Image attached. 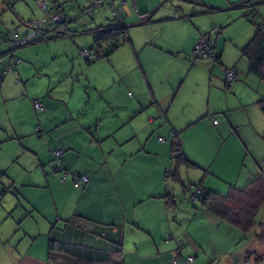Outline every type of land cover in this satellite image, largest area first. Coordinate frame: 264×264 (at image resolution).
I'll use <instances>...</instances> for the list:
<instances>
[{
    "label": "crops",
    "instance_id": "1",
    "mask_svg": "<svg viewBox=\"0 0 264 264\" xmlns=\"http://www.w3.org/2000/svg\"><path fill=\"white\" fill-rule=\"evenodd\" d=\"M21 1L23 11L18 9L19 24L16 21L13 22L14 30L26 31L28 27L25 22L31 18L43 17L44 12L40 6L41 0H30L28 5L26 0ZM61 1L71 23L81 17L84 7L92 6L98 0ZM110 1L124 9L130 5V10L137 8V3L140 1L145 7L144 10L139 7L140 17L143 13H153L154 7L151 0H137L136 3L128 1L126 4L121 2L119 5L115 0H103L92 16L104 6L112 10L111 6L107 5ZM226 2V9L217 13L223 14V19H219L214 24L217 29L223 30L220 31V39L213 42V48L216 47L214 61L199 63L188 59L193 68L198 64L209 66L211 69L209 74L219 84L224 83L225 67H237L239 77L234 83L236 93L239 94L244 81L247 83L245 84L247 88L250 86V81L255 87L250 101H240L241 107L248 108L254 105L260 110L257 101L264 95V83L249 72L248 61L244 55V49L259 30L258 25L247 16V7L237 6L242 0H226ZM251 2L258 6L262 14L259 21H264V0H251ZM6 3L10 4V7L15 6L11 0H6ZM49 6L55 10L52 2H49ZM192 9L195 12H202L201 8ZM25 11L29 13L25 14ZM112 13L113 11L111 15ZM189 13V9L183 10L180 18H186ZM92 20L95 26L89 30L94 32L97 27L104 26V23H98L95 18ZM137 24L143 23L140 21ZM71 27L73 26L70 25V29L74 34L70 37L60 36L50 41L18 48L15 54L21 61L15 66V70L8 71L4 79L0 81V185L5 189L11 188L12 185H17L16 187L23 185L19 178L4 179V175L12 168L32 170L42 167L45 174L49 176L50 173L46 168L51 166L53 151L57 149L64 150L58 160L59 164L62 163L67 170L87 173L91 180L80 188L72 186L69 193L64 195L65 200H59L57 193L63 195L64 185L61 181L62 185L58 183L61 174L54 173L51 176L54 185L49 187V180L47 181L48 188L44 187L46 197L41 204L39 197H36L37 201L35 198H29L24 190L23 193L16 191V194L19 193L17 199L3 194L0 198V264H51L47 257L51 236L59 240L82 242L108 250L115 248L112 241L121 240L123 251L126 249L129 254L128 257L124 255L126 264H228L232 253H235V243L246 242L247 235L205 206L192 203L194 207H190L188 204L190 202L180 198L183 193L192 189L189 185H184L187 180H184V184L179 181L182 175H186L188 181L196 186V190L203 187L214 191L213 189L219 187L209 177L215 165L214 159L221 154L226 165L232 162L231 157L226 153H219V155L215 153L208 158L206 157L209 151L195 154L192 143L201 141L198 134L192 137V142L188 140L187 143L182 137L181 129L197 128L196 124L206 118L207 114L185 116L191 120L186 122L183 120V128H181L169 117V111L175 102L168 106V112L165 109L172 93L167 92L165 97L157 93L159 84L164 83V76L160 78L157 72H153L149 62L146 61L140 69L147 83L138 85L143 87L141 94L136 88L133 90L134 87L127 81V73L123 69H118L114 64L110 65L115 69L111 84L102 91L94 87V90L102 95V98H97L98 105H102L103 111L111 112L113 116H116L113 117V121L117 120L121 123L125 119L117 118V110L124 104L125 99L133 101L132 104L127 103V108L134 110L128 114V121L132 120L135 114L148 110L145 113L146 116L139 119L146 121V125L140 126L141 123L138 121L137 126L134 124L129 127L130 136L128 138L125 136L126 139H134L138 143L139 151L135 150L134 153L120 156L125 152L128 141L115 136L117 122L114 121L112 128L102 130L103 125L97 124L101 116L92 120L83 118L87 109L86 107L84 111L81 108L84 102L83 94L76 93V85L73 89L66 85L67 81L76 84L75 77L78 76L79 71L83 73L84 68L89 67L86 64L90 62L82 59V50L92 48L87 45L88 40L83 41L80 36L77 38L79 34H82L80 30L76 26ZM205 39L207 35H201V38L196 40L193 44L194 52L196 44ZM7 50V43L0 41V56ZM182 54L184 55L183 52ZM162 69L163 75L168 72L165 77L171 79L175 76L168 68L162 66ZM32 80L34 83L31 82ZM89 84L92 85L90 80ZM183 84L184 81L178 88L175 99L181 93ZM147 86L152 96L145 91ZM229 88L228 94L232 90V87ZM37 98L42 100L43 109L34 108L33 102ZM187 106L190 107V104ZM154 110L158 111V116L152 113ZM165 112L167 113L166 125H164ZM162 113L164 114L161 121L163 129L177 131V140L181 142L185 155L198 165V167H189L187 164H182L187 167L186 174L182 169L181 171L179 169V174H175L174 171V191L169 190L166 182V174L171 172L173 167V164L170 165L172 149H168V144L159 139H155L157 148L151 147V139L155 137L154 133L159 127L156 119ZM197 117H200L198 122ZM39 125L43 129V135H38L36 132ZM211 125L217 124L211 123ZM232 127L234 128V125ZM215 129L222 138L220 129L218 127ZM238 136L236 143L237 141L250 143L255 139L264 140V125L262 130L256 131V134L247 132ZM188 146L192 147L194 154ZM250 149L248 146L238 144L239 155L244 151L249 153ZM254 152L256 153V150ZM134 157L136 158L134 163L126 167L127 160H132ZM262 171L264 170L256 163L251 174L247 172L242 175L243 171L237 174L236 181L233 177L225 180L228 177L217 169L214 173L230 185L234 182L237 185L243 183L246 185L262 174ZM71 175L69 180L72 179ZM68 181L65 183L69 184L70 181ZM198 185L202 186L198 187ZM170 186L172 188V180ZM177 200L180 205L176 202ZM20 207L23 208L22 213ZM79 215L94 221V224L87 219L78 220L75 226L67 224V221ZM16 220V232L12 233V222ZM85 226H90L91 232L86 231ZM18 231L20 233L15 238ZM217 234H221V238ZM127 235L136 237L134 245L127 244ZM225 235L229 236L227 240L231 243L230 248L228 245L224 247L222 243ZM42 237L49 239L41 240ZM245 242H243L244 246L242 243L237 251L241 250L246 255L249 250ZM181 243L184 246L182 249H180ZM180 251L181 256L187 258L193 256L195 259L192 262L184 259L177 261ZM219 259H221L220 262H218Z\"/></svg>",
    "mask_w": 264,
    "mask_h": 264
},
{
    "label": "rangeland",
    "instance_id": "2",
    "mask_svg": "<svg viewBox=\"0 0 264 264\" xmlns=\"http://www.w3.org/2000/svg\"><path fill=\"white\" fill-rule=\"evenodd\" d=\"M11 1L12 4L15 6L10 7V4L6 3V0H0V32L2 34L0 36V41L6 42L8 45V50L2 56H0V81L3 80L5 77V75L2 73L3 68H7L9 71H11L12 69L15 70V66H17V64L21 61V59L16 56L15 51L18 48L23 47L24 45H17L13 39L14 35L16 33L23 35L31 31L32 18L28 19L25 22L26 26L28 27L26 31L14 30L15 24L13 22L16 21L19 24L17 14L18 9L23 11V7L21 0ZM29 1L30 0H26L27 5L30 4ZM43 1L47 4L48 9L53 15L57 12L58 8L63 9L67 17L68 29L70 32H65L64 34L68 35L62 36H72L74 32L70 29V25H72L73 27L76 26L77 29L80 30V32L82 33L79 34L77 38L80 36L83 41L88 40L87 45L89 47L92 46L93 52H95L96 54V33H94L92 30H89L91 28H94L95 26L92 19L95 18L98 23H104V25H107L111 22V20L114 19L113 17H115L114 13H112L111 15L112 10L104 6L98 12L99 14L97 13L94 16H92L93 14L90 15L92 17H89V15L87 16L84 11H81V17L70 23V18L68 17L67 10L61 0H41L40 6L45 14L46 12L42 6ZM128 1L129 0H115L118 5L121 2H123V4H126V2ZM151 1H153L154 7H152L153 15L152 13L148 12L143 13L140 17L138 12L139 7L141 10H144L145 8L142 2L140 1L137 3V8H132V10H130V5H128V7L125 9V22L126 24L131 26L130 36L132 40L122 42L121 45L119 47H116V49L114 50H112L113 47L111 45H108V43H104V53L100 57H98L96 54L94 59H87L82 55L83 60L90 62V64H86L89 65V67L84 68L83 73H80L79 71L78 76L75 77V80H77L76 84H73L71 81H67V87H71L73 89L76 85V93L83 94L82 101L84 102L81 105V108L85 111V108L87 107L85 113L83 114V118L92 120L101 116L100 119H98L97 124L103 125L102 130H108L112 128V126L114 125V121H116L117 127L114 133L115 136L119 137L121 140L126 139L125 136H127V138L130 136L129 127L134 124L137 126L138 121L139 123H141L140 126H143V124L146 125V121L143 122V120L139 119L142 116H146L145 113L148 110L135 114L132 120L128 121V114H130V112H134V110L128 109L127 103L132 104L133 101L125 99L124 104L121 106V108H118L117 110V118L121 117V119L125 120L121 121V123H119L117 120L113 121V117L116 116H113L112 113L109 111H103L102 105H98L99 100L97 97L102 98V95L98 94L94 90V87H98L100 91H102L104 88H107L111 84L115 69L110 65L114 64L118 69H123L127 73V81L134 87L133 90H135L136 88L138 93L141 94L143 92V87H140L138 85H142L146 82L140 69H142L146 61L149 62L150 68L153 70V72H157V75L160 78L164 76V83L159 84V87L157 88V93L159 92L163 97H165L167 92L169 94L172 93L170 99L165 105L166 112H168V106L175 102V104L169 111V117L172 122H175L177 125L183 128L182 121L184 120V122H186L188 120H191L190 118H185V116H194L196 114H199V116H201L202 114H207V117L201 120L200 117H197V122L200 120L196 124L197 128L180 130L182 137L185 138L186 143L188 140H191L192 142V137L196 134L201 137V141H196L192 143L195 154L203 153L204 151H209L206 158H208V156H213L215 153H217L218 155L219 153H226L231 157L232 162L227 165L224 163L225 159L221 157V154L220 156H218V158L214 159L215 165L212 167L210 171L211 174L209 175V177L212 178L219 187L213 190L219 192L221 195H227L233 187L239 189L245 188L247 185H249V183L246 185L245 183L237 185V183L234 182L233 185H230L224 180L218 178V174L214 173V171L215 169H217L223 174H225L228 177L225 178V180L233 177L234 181H236V179L238 178L237 174H241L243 171L244 172L242 175H245V173L247 172L251 174L252 168L256 166V163H258L259 166H261V168L264 170V140L255 139L250 143L248 141H237L236 143V139L239 137V134H246L247 132L251 134H256V131L262 130V126L264 125V116L261 110H259L254 105L248 108H242L240 105L241 100H244L245 102L251 100L253 92L255 91V87L250 81V86L249 88H247L245 85L247 83L244 81V85L241 87L239 94H237L236 84L233 83V86H231V93L228 94L230 88L227 87L224 81L225 79H223L224 83L219 84V82L213 80V78L209 74L211 70L209 66L198 64L196 67L193 68L188 59L190 58L191 60L198 61L199 63L214 61V57L211 55H199V57H197L193 50V44L196 42V40H199V37L201 38V35H207V40L210 39L212 44L214 41H217L218 38L220 39V31L223 30H221L220 28L217 29L214 24L219 19H223L224 15L217 13L226 9V0H204L203 2H199L198 0H167L165 2L164 0ZM49 2H52L55 10L50 8ZM110 2L107 3L108 6ZM209 5L213 6L215 9L211 10ZM192 8H201L202 12H195ZM188 9L190 13L186 15V18H180L183 10L187 11ZM229 12L230 11H228V13ZM28 13V11H25V14ZM147 16H151L152 19L150 22H147L149 24H137L140 21L143 22V20ZM189 16L192 17L189 18ZM182 52L184 53V55L182 54ZM18 59H20L19 62ZM9 60H11L10 65L8 62ZM162 66L168 68L169 71H172L175 76L171 79L167 76L165 77L168 72H165L163 75L164 70L162 69ZM89 80L90 82H92V85L89 84ZM182 81H184L183 89L177 99H175V94L178 88L182 85ZM31 82L34 83L33 80ZM133 90L131 89V95L133 94ZM145 91H147V93L149 92L152 96V93L148 89V86ZM92 100L94 101L92 102ZM33 103L35 109H43V102L40 98L35 99ZM37 104H40L39 107L36 106ZM187 104H190V107H188ZM166 112L164 125L167 124ZM152 113L155 116H158L157 110H154ZM163 118L164 114L162 113L156 119V124L159 125V127L154 133L155 137L151 139V147L157 148L155 139L160 140V138L162 137L165 140L160 141L163 143H167V148L172 149V143L174 141V136L176 137V132L173 130L167 131L163 129V126H161L163 125L161 123ZM215 120H217V122L219 123H216ZM211 123H215L217 125H211ZM232 125H234V128L232 127ZM217 127L222 133V138H220L221 134L215 129ZM70 128L71 127H69V129ZM195 129H197V131H195ZM36 132L38 135H43V129L40 125L37 126ZM189 132L190 134L188 135ZM126 141H128V143L126 144L125 152L120 154V156L122 157L125 154H130V152L134 153L135 150L139 151L140 148L137 146L138 143L134 139H126ZM238 144L244 147L248 146L249 148H251L249 150V153L244 151L241 153V155H239ZM189 149L194 154V151L191 146L189 147ZM59 150L61 149L53 151V162L51 163V166L46 168L48 173H50L49 176L45 174L42 167L34 168L32 170L21 168H17V170H14V168L10 169L4 175V179L13 177L19 178L23 185L21 187H16L17 185H12V189H5L3 186L0 185V198H2V195L5 194V196L7 197L11 196L12 198L17 199L19 193L16 194V191L18 190L19 192L23 193L24 190L29 196V198H35L36 200V197H39V203L41 204L43 199L46 197L44 187L48 188L47 181L49 180V187H52L54 185L53 180H51V176H53L52 174L54 173L51 172L50 169L53 170V167L56 166V168L58 169L57 171L62 173L58 180V183H60L61 181V183L64 185V188L62 189L63 195L62 193H57V198L59 200H65L66 197L64 195L69 193L70 189H72V186H74V183L71 178L69 180L70 176L67 178L65 174L66 170H64V165L62 163H58V160L64 153V151H62L60 155H57L56 153ZM255 150L256 153L254 152ZM257 156H259V158ZM134 159L136 160L135 157L132 159L133 161L131 159H128L126 167L132 165L134 163ZM172 164V171L166 174V182L171 191H173V172L175 171V168L178 165L176 162L174 164L173 155L171 156L170 165L172 166ZM179 169L180 171L182 169V171H184V174H186L187 167L185 165H181ZM71 172H74V174L77 172L78 174L82 173L79 171ZM262 173H264V171H262ZM185 178L186 175H182L181 180L179 181L181 183H184V180H187L184 185H192V189H189L188 192L183 193L184 196L180 197L182 198V200H185V198L188 197L189 194L196 191V186L190 183L187 178ZM171 180L172 188L170 186ZM66 181H68L69 184L65 183ZM179 181L177 182L179 183ZM21 198L23 199V195H21ZM176 202L180 205V202L178 200ZM195 203H197L196 205L198 206L201 205L200 201H196ZM188 204L190 207H194L192 202ZM12 206L15 207V205ZM20 208V211L22 213L23 208ZM54 210L56 211V209ZM8 220L11 221V219ZM257 222L258 223L253 229V231L247 236L248 239L246 240V242L240 241V243H235V252L237 251V249H240L241 244L245 242L246 248H248L249 251H257V254L260 253L259 255L264 256V206L260 209L258 213ZM12 223V233H15L17 220L16 222ZM19 233L20 232L18 231L15 234V238L18 237ZM257 234L260 235V238H258ZM217 235L219 238H221V234ZM201 237L203 236L201 235ZM135 238L136 237L134 236L127 235V244L134 245ZM228 238L229 236L225 235V238H223L222 243L224 247L228 245V247L230 248L231 243L227 240ZM42 239L48 240L49 238L42 237L41 240ZM124 255L127 257L129 256V254H127L126 249H124ZM47 257H49V255H47ZM220 261L221 259H219L218 262Z\"/></svg>",
    "mask_w": 264,
    "mask_h": 264
},
{
    "label": "trees",
    "instance_id": "3",
    "mask_svg": "<svg viewBox=\"0 0 264 264\" xmlns=\"http://www.w3.org/2000/svg\"><path fill=\"white\" fill-rule=\"evenodd\" d=\"M165 1L167 0H164V2ZM239 5L242 7H248L250 4L247 2V0H242V2L239 3L237 6ZM209 7L211 8V10L215 9L213 6L209 5ZM151 16L150 17L147 16L142 23L150 22L152 20ZM258 29L259 30L254 36V38L244 49V55L246 56L248 61L249 72L252 75L257 76L262 81V83H264V28L258 27ZM94 32L96 33L95 45L97 47L96 54L98 57H100L104 53L103 51L104 43H108V45H111L113 47L112 50H114L116 49V47H119L122 42L131 40L130 26L126 24L125 18L122 20H118L116 17H114V19L111 20L110 23L104 26L97 27L96 29H94ZM204 41L207 42V44L211 48L207 53V55L208 56L215 55L214 53L215 51L211 41L207 39H205ZM37 42H44V41L37 40L36 42H31L24 46L32 45ZM90 49L93 50L92 48ZM195 54L197 57H199L196 47H195ZM216 59L219 58L216 57ZM227 68L225 67L224 71ZM237 76L239 77V70ZM238 77L235 78L232 84H228L226 82V75H224V79L227 87H231L233 83H235L236 80H238ZM257 105L264 114V95L257 101ZM174 131L176 132L175 133L176 137L174 136L173 139L174 141L172 143V151H173L172 155H173L174 164L175 162L178 164L175 168V172H176L175 174H179V168L182 164H187V166L189 167H198V165L193 163L185 155L184 151L181 148V142L177 140L178 133L176 130ZM64 170H66L65 173H68V177L70 174H72L74 186L77 188L83 187L90 182L89 181L88 183H84L81 186H76L75 176L73 175L74 172L70 173L71 171L67 170L66 168H64ZM51 172L59 173L62 175V173L58 171H54L52 169ZM201 186L202 185H198V187ZM207 190L208 189L205 190V188L201 187V190L198 194L199 195L198 201H200L201 205L205 206L208 210L220 216L224 220L230 222L238 229H240L242 232H244L245 235L248 236L257 225L258 213L260 209L264 206V173L256 177L245 188L239 189L233 187L227 195H221L219 192L212 190H208L209 191L208 192ZM166 197L168 198V196ZM80 219L84 220L87 218L83 217L82 215H79L67 221V224L70 226L71 225L75 226L77 225V221ZM87 220L90 221L89 219ZM90 222L93 223L94 221L93 222L90 221ZM85 230L91 232V227L85 226ZM257 236L258 238H260L259 234H257ZM112 243L114 244L115 248L112 250H108L103 248H97L82 242L59 240L58 238L51 236L48 259L51 264H126V260L123 254L124 251H123L122 241L121 240L112 241ZM183 247H184L183 243H181L180 249H182ZM181 253L182 252L180 251V253H178L177 255L178 256L177 258H181V260L184 259L187 262H192L195 259L194 258L192 261H188V259L193 256L187 258L181 256ZM253 259L259 263L263 261V256L257 254V251H253V250L246 253L245 255L246 262H249Z\"/></svg>",
    "mask_w": 264,
    "mask_h": 264
},
{
    "label": "built area",
    "instance_id": "4",
    "mask_svg": "<svg viewBox=\"0 0 264 264\" xmlns=\"http://www.w3.org/2000/svg\"><path fill=\"white\" fill-rule=\"evenodd\" d=\"M134 3L137 2V0H129ZM102 2L101 1H96L92 6L89 7H84L83 11L85 12L86 15H92L94 12H96L99 9V6ZM43 9L45 10V14L41 18H33L31 21V31L27 34L20 35L16 33L13 37L15 43L18 45H26L31 42H36L37 40H42V41H49L56 39L60 37V35H68L64 34L65 32H70L68 29V22H67V17L63 11L62 8H58L57 12L53 15L51 11L48 9L47 4L43 1L42 2ZM109 6H111L112 11L114 13V16L118 20H122L125 18V9L120 6H116L113 1L109 3ZM247 14L248 17H250V20L258 25L260 28H264V21H259V17L261 16V13L258 9V6L254 3H250V5L247 8ZM262 17V16H261ZM66 28V29H64ZM0 32V36H1ZM197 53L199 55L206 56L209 50L211 49L210 46L207 44L205 41H201L200 43L197 44L196 46ZM82 55L87 58V59H94L95 54L93 50L90 48H85L82 50ZM20 59H18V62ZM9 65L11 64V60L8 61ZM9 70L7 68L2 69V73L6 75V73ZM225 75H226V82L228 84H232V82L235 80V78L238 75V70L236 67L232 68H227L225 70ZM40 104H37L36 106L39 107ZM217 122V120H215ZM160 140H165L164 138H160ZM64 151L63 149L57 151V155H60ZM60 169V168H59ZM54 171H57L58 169L56 166L53 167ZM67 178H68V173H65ZM75 176V185L76 186H81L84 183H88L90 181V176L88 174H82V173H75L73 174ZM201 188L197 189L195 192L189 194V198L186 197L185 200L187 202H192L195 203L196 201L199 200V192ZM194 257H190L188 261H192ZM181 258H177V261H180Z\"/></svg>",
    "mask_w": 264,
    "mask_h": 264
},
{
    "label": "water",
    "instance_id": "5",
    "mask_svg": "<svg viewBox=\"0 0 264 264\" xmlns=\"http://www.w3.org/2000/svg\"><path fill=\"white\" fill-rule=\"evenodd\" d=\"M247 2L250 4L251 0H247ZM228 264H264V260L259 262V263L256 262V260H254V259L249 261V262H246L245 261V253L241 250H238L232 254Z\"/></svg>",
    "mask_w": 264,
    "mask_h": 264
},
{
    "label": "bare ground",
    "instance_id": "6",
    "mask_svg": "<svg viewBox=\"0 0 264 264\" xmlns=\"http://www.w3.org/2000/svg\"><path fill=\"white\" fill-rule=\"evenodd\" d=\"M238 77V76H237ZM236 77V78H237ZM223 110V109H222ZM218 113V112H217ZM216 123H219V122H216ZM192 161V160H191ZM194 162V161H193ZM199 168H201V167H199ZM203 169V168H202ZM206 171V170H205ZM205 173H207L208 174V172H205ZM184 184V183H183ZM188 184V183H187ZM190 184V183H189ZM192 186V185H191ZM191 186L189 185V187L191 188ZM186 188V187H185ZM170 190V189H169ZM183 190H185V189H183ZM206 190V189H205ZM174 191V190H173ZM208 191V190H207ZM187 192V191H186ZM209 192V191H208ZM168 193V192H167ZM169 194V193H168ZM173 195V194H172ZM171 195V196H172ZM184 196V195H183ZM175 198H176V196H174ZM169 198V197H168ZM189 198V197H188ZM181 200V199H180ZM201 200V199H200ZM174 202V201H173ZM204 202V201H203Z\"/></svg>",
    "mask_w": 264,
    "mask_h": 264
},
{
    "label": "flooded vegetation",
    "instance_id": "7",
    "mask_svg": "<svg viewBox=\"0 0 264 264\" xmlns=\"http://www.w3.org/2000/svg\"><path fill=\"white\" fill-rule=\"evenodd\" d=\"M248 253V252H247ZM260 254V253H259ZM254 258H257V257H254ZM263 260H264V256H263ZM257 261H258V259H257Z\"/></svg>",
    "mask_w": 264,
    "mask_h": 264
}]
</instances>
